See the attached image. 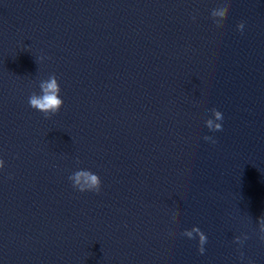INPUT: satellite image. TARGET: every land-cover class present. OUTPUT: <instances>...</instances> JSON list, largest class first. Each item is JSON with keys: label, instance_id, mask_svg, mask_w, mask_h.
Returning a JSON list of instances; mask_svg holds the SVG:
<instances>
[{"label": "clouds", "instance_id": "1", "mask_svg": "<svg viewBox=\"0 0 264 264\" xmlns=\"http://www.w3.org/2000/svg\"><path fill=\"white\" fill-rule=\"evenodd\" d=\"M228 11L229 9L227 6L218 9H213L211 11V17L213 18L214 21L216 17L224 19L226 18ZM237 27L239 30H242L244 25L243 23H241L237 25ZM40 88L43 94L39 96L36 94L31 95L29 97V105L33 109H36L44 113L46 116L48 113H53V114L57 113L60 110L63 101L59 98L58 95L60 92V87L57 83L55 76L49 78L48 81L41 82ZM213 113L217 120L223 119L221 112L213 110ZM206 123L210 129L211 128H215L216 130L221 129V125L213 124V121L211 119L207 120ZM3 167H4V161L0 160V168ZM69 180L72 181V186L80 192H85V191L99 192L101 187L100 177L89 170H78L69 177ZM187 235L191 236V233H187ZM261 240H264V237H262ZM205 241L206 238L203 235H201L200 244L203 245ZM199 251L200 253H203L204 251L203 247H200Z\"/></svg>", "mask_w": 264, "mask_h": 264}]
</instances>
